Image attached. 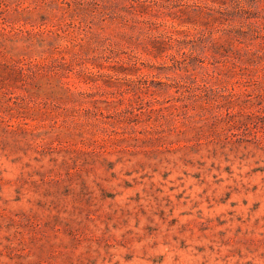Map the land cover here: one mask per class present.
<instances>
[{"label":"rangeland","instance_id":"rangeland-1","mask_svg":"<svg viewBox=\"0 0 264 264\" xmlns=\"http://www.w3.org/2000/svg\"><path fill=\"white\" fill-rule=\"evenodd\" d=\"M0 264H264V0H0Z\"/></svg>","mask_w":264,"mask_h":264}]
</instances>
